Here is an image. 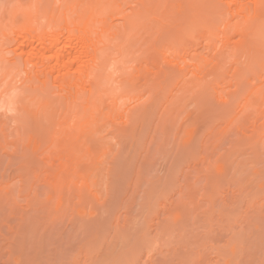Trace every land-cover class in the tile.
<instances>
[{"label": "rangeland", "instance_id": "1", "mask_svg": "<svg viewBox=\"0 0 264 264\" xmlns=\"http://www.w3.org/2000/svg\"><path fill=\"white\" fill-rule=\"evenodd\" d=\"M70 28L75 100L18 49ZM0 264H264V0H0Z\"/></svg>", "mask_w": 264, "mask_h": 264}, {"label": "bare ground", "instance_id": "2", "mask_svg": "<svg viewBox=\"0 0 264 264\" xmlns=\"http://www.w3.org/2000/svg\"><path fill=\"white\" fill-rule=\"evenodd\" d=\"M69 30L65 33H46L37 40L40 42L39 48L33 46V40L28 39L29 34L25 32L20 36L24 41L19 44L20 48H17L20 49V52H18L22 56L20 62L23 64H20L23 69L26 68L29 71L31 68L29 73H35L34 76H37V78L40 76L44 82L43 84L39 83L45 85V83L49 84L51 82L50 85H53L59 95L67 96V100H75L79 91H83L80 92L83 96L86 92L90 94L92 86L95 85L92 77L96 74V68L98 67V44H94V40H92L93 43L89 41L87 35L90 31L88 29V33H84L81 29L83 33H79L80 35H75L76 32H73L74 30L71 28ZM76 31L79 32L78 28ZM44 59H46V63L43 62ZM27 70H24V72ZM37 78L35 81L39 80ZM29 79L32 80V76ZM47 80L51 81L48 82Z\"/></svg>", "mask_w": 264, "mask_h": 264}]
</instances>
